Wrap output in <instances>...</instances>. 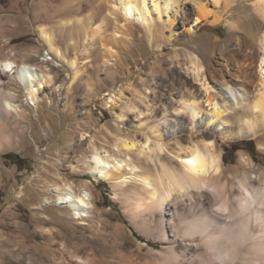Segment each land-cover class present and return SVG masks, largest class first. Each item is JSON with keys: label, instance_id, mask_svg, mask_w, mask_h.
<instances>
[{"label": "rangeland", "instance_id": "obj_1", "mask_svg": "<svg viewBox=\"0 0 264 264\" xmlns=\"http://www.w3.org/2000/svg\"><path fill=\"white\" fill-rule=\"evenodd\" d=\"M252 1L236 0L226 9L209 1V9L222 14L220 23L195 26L192 1L179 0L169 10L173 25L163 16L148 30L139 23L129 28L117 10L109 15V0H0V62H23L51 76L40 100L29 105L22 87L8 83L10 77L0 70L1 87L15 93L13 103L24 116L10 113L0 119L6 125L0 128V264H160L158 250L164 244L144 236L129 217L133 198L141 193L135 174L124 170L126 184L119 188L92 177L95 149L154 172L137 147L146 151L145 139L159 134L160 159L171 165L181 147L212 141L225 176L240 175V154L264 171L258 140L246 133L226 139L239 131L235 125L213 121L205 126L211 107L186 70L188 58L196 55L211 85H220L221 77L244 79L248 87L257 80L264 22ZM39 26L51 30L67 59L76 60L69 88L73 72L46 59ZM116 31L123 33L114 39ZM105 46L115 51L113 57ZM109 93L119 96L115 106L107 105ZM190 94L204 110L194 119L179 110ZM7 131L9 144L3 139ZM122 140L136 145L120 152ZM245 141H252L251 152ZM64 184L76 194L91 192L94 210L87 218H73L70 208L58 203L52 189Z\"/></svg>", "mask_w": 264, "mask_h": 264}, {"label": "bare ground", "instance_id": "obj_2", "mask_svg": "<svg viewBox=\"0 0 264 264\" xmlns=\"http://www.w3.org/2000/svg\"><path fill=\"white\" fill-rule=\"evenodd\" d=\"M178 1L109 0V6L112 7L109 15L117 10L129 28L132 23H139L149 30L163 16L166 17L164 21L171 26L174 19H171L169 10ZM191 1L195 8L194 25L204 23L215 26L220 23L222 14L209 9V1L214 6L221 2L226 9L236 0ZM251 4L256 15L264 22V0H253ZM67 7L61 10L65 12ZM235 26L233 23L232 27ZM81 30L84 28L81 27ZM97 31L95 29L94 32ZM36 32L40 44L46 49V59L73 72L76 60L64 56L55 45L51 30L39 26ZM119 32L116 31L112 37H121ZM104 48L110 57L115 55L111 46ZM0 70L10 77L8 83L13 82L22 87L29 105L40 100L51 81L50 74L41 68L10 59L0 62ZM186 70L200 83L204 102L211 107L205 126L213 121L226 126L235 125L239 131L226 135V139L246 133L251 139L258 140L257 145L264 152V50L258 63L259 77L255 81L251 80L250 87L244 79L224 77H221L220 85H211L205 75L206 69L196 55L188 58ZM75 78L76 73L73 72L69 76L68 88ZM3 84L4 81L0 79V119L14 113L23 120V111L13 103L15 93L4 90L1 87ZM106 96L108 107L115 106L119 96L116 93ZM179 110L188 112L192 119L204 111L194 94H190V99L181 101ZM116 119L120 120V117L116 116ZM4 121L8 120L4 118ZM0 128L6 129V125L0 122ZM7 133L8 136L3 139L9 144L11 131ZM149 139L147 137L144 141V145L148 144L146 151L143 146H138L137 150L154 172L145 170L147 167L143 169L144 166L133 165L129 159L115 158L107 151L95 149L91 154L89 174L115 188L126 184L124 170L135 174L141 193L133 198L129 217L135 226L139 223L144 236L164 244L161 251L158 250L160 264H264V171L251 158L240 154L237 162L241 169L240 175L225 176L220 155L212 141L203 146L198 142L185 148L180 146L181 149L174 155L177 160L171 161V165L160 159L164 152L163 138L156 134L152 141ZM135 145L131 142L129 146L122 140L117 150L126 153ZM197 153L208 165L206 174L199 171V161L188 163L196 160ZM157 167L159 170L155 171ZM234 172H239V169ZM52 191L58 194L57 201L62 207L70 208L73 218H87L93 213V197L87 189L76 194L71 186L64 184L56 185ZM218 208L221 211L218 212Z\"/></svg>", "mask_w": 264, "mask_h": 264}, {"label": "snow or ice", "instance_id": "obj_3", "mask_svg": "<svg viewBox=\"0 0 264 264\" xmlns=\"http://www.w3.org/2000/svg\"><path fill=\"white\" fill-rule=\"evenodd\" d=\"M144 147H145V148H148V144H145ZM196 161H199V162H200V168H199V171H200L201 173H205V174H206L207 171H208V165H207V163L203 160V158L199 155V153H197V155H196V160H195V161L190 160V161H188V163L192 164V163H195ZM120 167H123V165H120ZM145 183H146V181H145ZM262 206H264V205H262ZM217 211L219 212V211H221V209L218 208Z\"/></svg>", "mask_w": 264, "mask_h": 264}, {"label": "trees", "instance_id": "obj_4", "mask_svg": "<svg viewBox=\"0 0 264 264\" xmlns=\"http://www.w3.org/2000/svg\"><path fill=\"white\" fill-rule=\"evenodd\" d=\"M245 145L248 149L249 152H251V145H252V141H245ZM233 148V146H232ZM238 150V148H234L233 152H236ZM223 161H225V158L223 157Z\"/></svg>", "mask_w": 264, "mask_h": 264}]
</instances>
